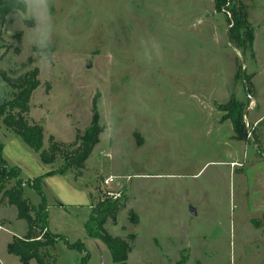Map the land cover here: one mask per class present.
I'll list each match as a JSON object with an SVG mask.
<instances>
[{
    "label": "rangeland",
    "instance_id": "1",
    "mask_svg": "<svg viewBox=\"0 0 264 264\" xmlns=\"http://www.w3.org/2000/svg\"><path fill=\"white\" fill-rule=\"evenodd\" d=\"M234 5L253 29L252 52L229 40L232 15L216 11L215 0H54L53 61L46 69L24 38L26 22L11 19L12 9L4 13L0 70L17 80L38 69L27 118L43 125L45 148L52 135L70 146L47 165L0 117L4 157L26 179L43 178L44 232L86 248L81 253L57 240L48 249L50 264H81L88 254L87 264H113L85 222L100 203L117 199L124 206L105 227L129 241L127 264H176L182 255L186 264H264V0ZM13 26L9 42L6 30ZM151 38L161 58L147 63ZM16 92L0 77V104ZM232 100L244 108V141L220 109ZM94 103L103 131L85 168L48 175L67 162ZM108 177H114L109 185ZM85 181L95 186L91 209L80 193L66 192ZM24 198L35 217L43 198L28 185ZM59 201L73 205L61 208ZM28 225L0 191V264H22L7 247L27 235Z\"/></svg>",
    "mask_w": 264,
    "mask_h": 264
},
{
    "label": "trees",
    "instance_id": "2",
    "mask_svg": "<svg viewBox=\"0 0 264 264\" xmlns=\"http://www.w3.org/2000/svg\"><path fill=\"white\" fill-rule=\"evenodd\" d=\"M8 9H12L8 0H0V20H3L4 13ZM215 9L218 12L228 11L232 15V25L228 37L233 45L236 48L243 49V51L252 52L254 47L253 29L245 13L234 5V0H215ZM1 60L2 56L0 57V63ZM38 73V69H34L17 80H13L0 70V77L17 91L12 100H4L0 104V117H3V124L12 130L26 146L36 152L43 163L52 165L57 157L61 155L62 150L70 146L66 147L65 144L56 141L52 135L49 138V147L45 148L43 125L31 124L27 118L30 111V98L34 90L40 85ZM220 109L226 112L225 117L232 122L235 137L241 141L246 140L243 105L232 100ZM92 111L91 123L82 134L77 135L76 142L72 145L75 146L74 150L72 153H65L67 162L58 169H50L48 175L66 174L72 167L78 171L85 168V163L94 146L100 142V135L103 131L99 125V114L95 103ZM3 150L4 145L0 142V191H4L5 195H8L10 203L17 207L19 217L27 220L29 224V231L25 237H15L8 244V253L18 256L22 264H30L32 259H35L38 264H50L51 261H55V258L48 249L50 246L55 245L57 240H64L68 248L85 253L86 248L81 240L71 243L62 234L49 230L44 232L48 224V204L43 190V178L26 179L21 169L10 164L4 157ZM12 179H15V183L9 186ZM27 185L43 198L39 207L33 208L36 211L35 217L31 215L30 210L32 207L30 208L24 198V187ZM123 206L122 199L102 202L85 222L88 236L100 239L107 246L113 264H127L131 252V245L126 238L113 235L105 227L107 221L114 218ZM40 234H42V239H38ZM88 258L89 254L83 255L81 264H87ZM187 261L188 257L182 255L176 264H186Z\"/></svg>",
    "mask_w": 264,
    "mask_h": 264
},
{
    "label": "clouds",
    "instance_id": "3",
    "mask_svg": "<svg viewBox=\"0 0 264 264\" xmlns=\"http://www.w3.org/2000/svg\"><path fill=\"white\" fill-rule=\"evenodd\" d=\"M12 8L11 19L16 22H26L27 31L25 39L35 48L34 55L37 62L48 68L53 61L52 42L55 32V24L52 15L54 0H8ZM15 26L6 30V38L10 42V37L14 34ZM147 63L154 59L161 58V46L155 38L145 45L144 53ZM115 117L107 125L112 131L115 127Z\"/></svg>",
    "mask_w": 264,
    "mask_h": 264
},
{
    "label": "crops",
    "instance_id": "4",
    "mask_svg": "<svg viewBox=\"0 0 264 264\" xmlns=\"http://www.w3.org/2000/svg\"><path fill=\"white\" fill-rule=\"evenodd\" d=\"M15 137H18V136H15ZM17 141V143H18V145H21V147H22V149H24V146L22 145V144H20V141L18 140V139H13V142H16ZM52 169V168H51ZM68 174V173H67ZM70 176L72 177V178H74L73 177V174L72 173H70ZM84 175H82V176H80V177H78V178H81L82 179V177H83ZM54 177H51V179H53ZM75 180L77 179L76 177L74 178ZM46 185V184H45ZM62 186V185H61ZM46 187H48V188H50L49 186H47L46 185ZM50 190H52V188H50ZM64 190V189H63ZM70 191H68L67 189H66V192H67V194H73V193H75V192H77V193H80L81 194V196H82V198L84 199V200H86V201H88V208L89 209H91V207H92V205H93V197H94V193H95V186H93L91 183H89V182H87V181H85V184L83 185V187H82V189H80V190H76V191H74L72 188H70L69 189ZM64 192H65V190H64ZM65 192V193H66ZM61 193H59V195H60ZM46 196V195H45ZM60 197H62L61 195H60ZM60 200H62V198L60 199ZM86 201H84V202H86ZM56 204H59V206L61 207V208H64L65 206H68V205H73V204H71V203H63V202H61V201H59V203H56ZM77 204H79V203H77ZM76 205V204H75ZM84 206V205H83ZM48 207H49V205H48ZM50 227V226H49ZM50 230H51V228H50Z\"/></svg>",
    "mask_w": 264,
    "mask_h": 264
},
{
    "label": "built area",
    "instance_id": "5",
    "mask_svg": "<svg viewBox=\"0 0 264 264\" xmlns=\"http://www.w3.org/2000/svg\"><path fill=\"white\" fill-rule=\"evenodd\" d=\"M114 179V177H108L106 180H105V184L109 185V183Z\"/></svg>",
    "mask_w": 264,
    "mask_h": 264
}]
</instances>
